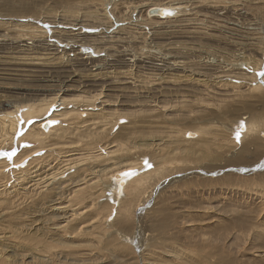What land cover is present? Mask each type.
I'll use <instances>...</instances> for the list:
<instances>
[{"label":"rangeland","instance_id":"374dc122","mask_svg":"<svg viewBox=\"0 0 264 264\" xmlns=\"http://www.w3.org/2000/svg\"><path fill=\"white\" fill-rule=\"evenodd\" d=\"M7 107L0 264H264V0H0Z\"/></svg>","mask_w":264,"mask_h":264},{"label":"bare ground","instance_id":"6f19581e","mask_svg":"<svg viewBox=\"0 0 264 264\" xmlns=\"http://www.w3.org/2000/svg\"><path fill=\"white\" fill-rule=\"evenodd\" d=\"M156 8L157 7H160L161 9H156L155 11H156V13H162V14H165V16H166V14H168V12H167V7L166 6H155ZM170 7V6H169ZM170 9V8H169ZM171 10V9H170ZM170 13V12H169ZM149 14H152V13H149ZM159 16H160V14H159ZM64 100V99H63ZM62 100V101H63ZM65 101V100H64ZM63 101V102H64ZM53 102V98H50V99H45V100H43V102L41 103H38V104H29V105H27L28 106V108L27 109H24L23 110V113H22V115L23 116H26L27 118H29V117H32V116H34V115H41V114H45L46 112H47V110L49 109V107H50V104ZM16 111H17V109H14V110H12L11 108H6V110L4 111V112H0V146H2V145H6V144H8V143H10L11 144V142L13 141V135H14V132H15V130H17L18 128H17V126H18V123H19V118H20V115H19V112L18 113H16ZM67 111V110H66ZM65 111V112H66ZM66 114H68V112L66 113ZM84 114V113H83ZM53 116V115H52ZM63 116V115H62ZM49 117V116H48ZM47 116H43L41 119H40V121H38V128H37V130H36V127H33L32 129H31V131H30V134H31V136H33V137H35V138H41V137H43L44 135H49V134H54V133H56V129H59L60 127H63V126H59L58 125V123H53L52 122V120L50 119V118H48ZM48 118V119H47ZM53 118V117H52ZM64 121V120H63ZM60 124V123H59ZM62 124V123H61ZM250 125H252L253 126V124H252V122H250L249 124L248 123H246V129L248 128V130H249V128H250ZM252 126H251V128H252ZM44 127V128H43ZM201 129H198V131H200ZM247 130V131H248ZM29 134V133H28ZM43 135V136H42ZM15 136V135H14ZM42 140H44V139H42ZM44 143V142H43ZM9 144V145H10ZM7 146V145H6ZM12 146V145H11ZM12 149V148H11ZM9 151V150H8ZM112 153V152H111ZM5 154H7V153H5ZM4 154H2V156H3ZM13 155H15V154H13ZM70 155V154H69ZM72 155V154H71ZM93 155H95V154H93ZM116 155V154H115ZM114 155V156H115ZM4 156H6V155H4ZM3 156V157H4ZM17 156V155H16ZM66 156H68V155H66ZM92 156V155H91ZM96 156V155H95ZM9 157H11V156H9ZM13 157V156H12ZM25 157V156H24ZM6 158V157H5ZM5 158H2V159H5ZM16 158V157H15ZM14 158V161H20V162H22L23 160V158L21 157V155H19L18 156V158H16L15 159ZM90 158V156H78V157H75V159L76 160H72V158L70 157H68V159L66 158V160L67 161H70V162H72V164L74 163V165H78L77 163H79V162H81V161H84V160H88ZM7 159H8V157H7ZM13 159V158H12ZM22 160V161H21ZM66 160H63V161H65L66 162ZM90 160H92L91 158H90ZM9 161V160H8ZM8 161H0V168H3V166H4V163H5V167L8 165V163H10V162H8ZM12 162H13V160H12ZM11 162V163H12ZM142 162V161H141ZM15 164V163H14ZM21 164V163H20ZM19 164V165H20ZM10 165V164H9ZM13 165V164H12ZM11 165V166H12ZM18 165V164H17ZM67 165H69V163L67 164ZM131 165H133V164H131ZM48 166H49V164L46 166L47 168H48ZM54 166V165H53ZM53 166H51V169H52V167ZM73 166V165H72ZM139 166H140V164H139ZM55 167V166H54ZM146 167V166H145ZM150 167V166H149ZM67 168V167H66ZM65 168V169H66ZM147 168V167H146ZM65 169H63L62 171L61 170H59V168L58 169H55V170H53V171H51L50 173H49V176L48 175H44L43 177H40V178H36V175H38V174H36V175H32V176H29V178H30V180L29 181H35V183H33V185H35L34 187H37V186H39V185H41L42 184V182H44V181H46L47 179L48 180H50V179H53V178H56L57 177V175H59V174H61V173H63V171L65 170ZM116 169H119V168H116ZM125 169H128V168H125ZM124 169V170H125ZM129 169H131L130 167H129ZM128 169V170H129ZM133 169V168H132ZM153 169V168H152ZM41 170V169H40ZM46 170H49V169H46ZM134 170V169H133ZM148 170V169H147ZM154 170V171H153ZM153 170H151V171H149V172H147L146 171V173L145 174H143V175H141V176H137L138 174H136V173H134L133 171H131V172H128L127 174H123V176H124V178L125 177H127L128 178V180L132 183V181H133V184H135V187L138 185H140V184H142V180L144 179V178H146V177H152V176H150L152 173H155L156 174V172H158L157 170H158V168H155V169H153ZM38 171V169H36V170H34L32 173H35V172H37ZM44 171H45V169H44ZM144 171V170H143ZM41 172V171H40ZM46 172V171H45ZM124 172V171H123ZM123 172H121V173H123ZM136 172H138V171H136ZM31 173V174H32ZM5 174V173H4ZM6 174H7V172H6ZM10 174V173H9ZM27 174H29L30 175V173L28 172V170L27 169H24V171L22 172V173H20V174H17L16 175V178L22 183V182H27L28 183V175ZM41 174H42V172H41ZM140 174H142L141 172L139 173V175ZM43 175V174H42ZM41 175V176H42ZM137 176V177H135L134 178V176ZM116 177L117 178H123L121 175L119 176V174H116ZM119 179L118 181V183H124V181H125V179ZM133 178V179H132ZM42 180V181H41ZM127 180V182L125 183V184H127V183H130L129 181ZM1 181V180H0ZM121 183H120V185H121ZM130 183V184H131ZM130 184H128V185H130ZM118 186V187H121V186ZM124 185V184H123ZM23 186V185H22ZM22 186H20V188L19 187H16V185L14 184L13 185V187L14 188H9L8 186H6V184H2L1 185V188H0V201L1 200H7L8 201V199H11L10 198V196H12V194H15L16 192L18 193V190H19V192H22L21 191V189L23 190V189H25L24 187H22ZM28 186V185H27ZM39 187H42V186H39ZM124 187H126V186H124ZM123 187V188H124ZM119 189H121V188H119ZM136 189H137V187H136ZM24 191H26V189L24 190ZM117 191H119L118 190V188H117ZM13 192H15V193H13ZM20 194V193H19ZM10 195V196H9ZM2 198V199H1ZM11 201V200H10ZM3 203V202H2Z\"/></svg>","mask_w":264,"mask_h":264},{"label":"water","instance_id":"95a60500","mask_svg":"<svg viewBox=\"0 0 264 264\" xmlns=\"http://www.w3.org/2000/svg\"><path fill=\"white\" fill-rule=\"evenodd\" d=\"M150 12H153V11H150Z\"/></svg>","mask_w":264,"mask_h":264}]
</instances>
